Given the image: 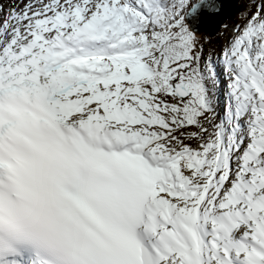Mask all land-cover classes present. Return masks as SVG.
Segmentation results:
<instances>
[{"label": "snow or ice", "instance_id": "snow-or-ice-1", "mask_svg": "<svg viewBox=\"0 0 264 264\" xmlns=\"http://www.w3.org/2000/svg\"><path fill=\"white\" fill-rule=\"evenodd\" d=\"M0 0V264H264V0ZM7 5V6H6Z\"/></svg>", "mask_w": 264, "mask_h": 264}, {"label": "trees", "instance_id": "trees-1", "mask_svg": "<svg viewBox=\"0 0 264 264\" xmlns=\"http://www.w3.org/2000/svg\"><path fill=\"white\" fill-rule=\"evenodd\" d=\"M244 7H245V4L242 2V0H238V2H237V4H236V6H235V8L233 9V11L235 10V9H237L238 10V17H239V13L244 9ZM233 11H232V14H233ZM231 14V15H232ZM230 15V16H231ZM229 16V17H230ZM229 17L225 20V22L223 23V24H226V22L229 20ZM221 31L222 30H218L216 33H215V35H213V36H211V37H209V36H207L206 38L210 41V43H207V44H205V50H208L209 48H212V47H215V48H217V46L221 43V42H223V36L220 34L221 33ZM202 37H205V36H202Z\"/></svg>", "mask_w": 264, "mask_h": 264}, {"label": "water", "instance_id": "water-1", "mask_svg": "<svg viewBox=\"0 0 264 264\" xmlns=\"http://www.w3.org/2000/svg\"><path fill=\"white\" fill-rule=\"evenodd\" d=\"M238 0H230V5L228 7V9H226L223 14L221 15L220 19L218 20V22L216 23L217 29L215 30V32H213L211 35H207L204 32L201 31V35H206V36H213L215 35V33L220 29V25L223 24L225 22V20L232 14L233 9L235 8L236 4H237Z\"/></svg>", "mask_w": 264, "mask_h": 264}, {"label": "bare ground", "instance_id": "bare-ground-1", "mask_svg": "<svg viewBox=\"0 0 264 264\" xmlns=\"http://www.w3.org/2000/svg\"><path fill=\"white\" fill-rule=\"evenodd\" d=\"M224 3H225V6H224V11H225L226 9H228V7L230 5V0H224ZM220 17H218L217 19H215L213 21H210L207 24L203 25L201 27V31L204 32L207 35H211L217 29L216 23L218 22Z\"/></svg>", "mask_w": 264, "mask_h": 264}, {"label": "rangeland", "instance_id": "rangeland-1", "mask_svg": "<svg viewBox=\"0 0 264 264\" xmlns=\"http://www.w3.org/2000/svg\"><path fill=\"white\" fill-rule=\"evenodd\" d=\"M6 6H7V5H6ZM237 22L242 23V21H240V20L238 19V10L235 9V10L233 11V14L229 17V20L226 22V24L228 25V31H227V33H225V34H230L233 25H234L235 23H237ZM220 30H222L221 27H220ZM202 36L207 37L206 35H202ZM223 43H224V40H223V42H221V43L217 46V49H218ZM206 51H207V50H206Z\"/></svg>", "mask_w": 264, "mask_h": 264}]
</instances>
